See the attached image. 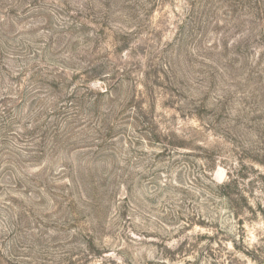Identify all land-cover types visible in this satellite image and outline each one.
Masks as SVG:
<instances>
[{
  "label": "rangeland",
  "instance_id": "obj_1",
  "mask_svg": "<svg viewBox=\"0 0 264 264\" xmlns=\"http://www.w3.org/2000/svg\"><path fill=\"white\" fill-rule=\"evenodd\" d=\"M0 264H264V0H0Z\"/></svg>",
  "mask_w": 264,
  "mask_h": 264
}]
</instances>
